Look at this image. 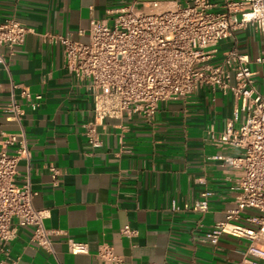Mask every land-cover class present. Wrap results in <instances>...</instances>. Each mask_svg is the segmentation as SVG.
Returning a JSON list of instances; mask_svg holds the SVG:
<instances>
[{"label":"crops","instance_id":"0c3cea01","mask_svg":"<svg viewBox=\"0 0 264 264\" xmlns=\"http://www.w3.org/2000/svg\"><path fill=\"white\" fill-rule=\"evenodd\" d=\"M133 1L0 0V20L13 18L31 30L25 44L0 66V84L12 81L18 98L24 89L42 96L36 110L25 103L18 123L3 109L10 92L0 93V133L26 132L31 159L20 161L17 181L22 184L29 176L37 193L34 207L50 212L45 226L53 232L55 252L37 248L30 242L33 229L20 228L8 246L18 264H106L97 258L104 245L125 264H238L243 256L245 239L223 235L217 245L203 241L237 208L241 194L234 189L240 170L226 163L240 151L217 143L245 118L232 95L202 88L187 99L160 103L151 120L124 112L97 127L98 148L88 143L85 125L94 120L90 96L68 73L62 46L44 35L86 42L93 20L111 22L118 9ZM235 45L251 57L264 93V64L255 62L263 49L260 34L249 27L235 40L223 41L220 49ZM207 192L211 194L204 196ZM204 199V213L185 208ZM248 216L260 213L245 210L238 222L246 224ZM126 227L135 233L125 234ZM69 240L85 244L88 252L71 253ZM5 258L0 250V264Z\"/></svg>","mask_w":264,"mask_h":264},{"label":"built area","instance_id":"2783aa9c","mask_svg":"<svg viewBox=\"0 0 264 264\" xmlns=\"http://www.w3.org/2000/svg\"><path fill=\"white\" fill-rule=\"evenodd\" d=\"M219 9V10H218ZM110 22L93 20L88 41L68 36L46 34L44 37L63 48L65 67L78 86L88 92L94 120L85 125V135L93 148L101 144L97 127L107 118H120L124 112L141 113L151 120L158 105L173 99H187L202 88L232 95L245 115L237 129L228 128L217 139L221 145L239 149V155L226 163L240 170L234 189L240 191L237 208L215 224L204 242L217 245L221 236L248 241L238 264L264 262V93L256 83L252 59L236 45L221 51L226 40L252 27L263 41L261 54L255 59L264 64V0H211L179 2L133 1L118 9ZM31 32L16 19L0 20V66L14 56ZM6 50V52L4 51ZM16 85L0 84V93L9 91L4 106L7 118L21 122L25 103L36 110L42 96H32L27 89L14 94ZM25 101V102H24ZM13 148V152L9 149ZM31 148L26 132L0 133V250L6 257L1 264H18L8 246L20 228H32L30 242L48 254H54L52 231L45 226L48 210H38L33 201L37 193L30 177L19 184V163L29 162ZM53 177L57 170L52 169ZM207 192L204 196H209ZM195 212H206L208 202L193 205ZM173 210H179L173 206ZM260 216H248L246 224L238 222L245 210ZM125 234L135 233L129 227ZM69 251L87 253L85 244L68 241ZM97 258L106 264H125L124 258L109 245L102 246Z\"/></svg>","mask_w":264,"mask_h":264}]
</instances>
